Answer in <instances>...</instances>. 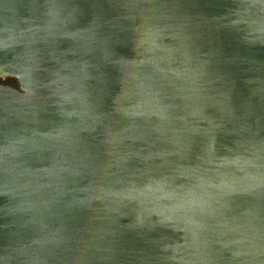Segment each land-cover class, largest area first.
I'll return each instance as SVG.
<instances>
[{
	"label": "water",
	"instance_id": "obj_1",
	"mask_svg": "<svg viewBox=\"0 0 264 264\" xmlns=\"http://www.w3.org/2000/svg\"><path fill=\"white\" fill-rule=\"evenodd\" d=\"M0 264H264V0H0Z\"/></svg>",
	"mask_w": 264,
	"mask_h": 264
},
{
	"label": "rangeland",
	"instance_id": "obj_2",
	"mask_svg": "<svg viewBox=\"0 0 264 264\" xmlns=\"http://www.w3.org/2000/svg\"><path fill=\"white\" fill-rule=\"evenodd\" d=\"M1 84L9 85L11 87H17V83L13 78H6L4 81L0 80Z\"/></svg>",
	"mask_w": 264,
	"mask_h": 264
}]
</instances>
